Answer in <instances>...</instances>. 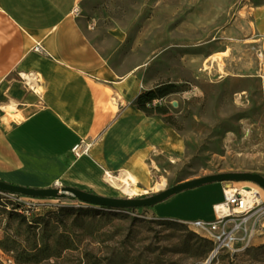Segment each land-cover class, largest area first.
Returning <instances> with one entry per match:
<instances>
[{
    "label": "rangeland",
    "instance_id": "rangeland-1",
    "mask_svg": "<svg viewBox=\"0 0 264 264\" xmlns=\"http://www.w3.org/2000/svg\"><path fill=\"white\" fill-rule=\"evenodd\" d=\"M262 5L83 0L77 7L86 36L118 72L136 70L152 88L169 82L181 90L167 97L169 113L161 116L170 118L179 145L153 151L146 170L133 173L140 190L135 197L161 192L154 189L158 180L167 189L223 172L264 176V36L254 21ZM105 181V196L127 197ZM243 185L264 192L253 182L214 183L154 207L109 209L74 196L0 191V264H206L212 241L184 221L212 220L223 188ZM259 220L263 224L264 215ZM262 232L246 250L222 251L211 264H264Z\"/></svg>",
    "mask_w": 264,
    "mask_h": 264
},
{
    "label": "crops",
    "instance_id": "crops-1",
    "mask_svg": "<svg viewBox=\"0 0 264 264\" xmlns=\"http://www.w3.org/2000/svg\"><path fill=\"white\" fill-rule=\"evenodd\" d=\"M82 1L0 0L1 181L105 195L107 172L139 175L153 151L179 145L161 116L135 104L153 86L136 70L118 72L86 36L75 16ZM254 21L264 36V5ZM13 104L21 119L7 110ZM81 140L91 148L76 157Z\"/></svg>",
    "mask_w": 264,
    "mask_h": 264
},
{
    "label": "built area",
    "instance_id": "built-area-1",
    "mask_svg": "<svg viewBox=\"0 0 264 264\" xmlns=\"http://www.w3.org/2000/svg\"><path fill=\"white\" fill-rule=\"evenodd\" d=\"M34 51L49 56L41 43L35 45ZM259 57L262 60V51H259ZM165 105L167 98H157L152 102L153 107ZM90 148L91 144L81 140L73 147V152L76 157H80L88 153ZM55 187L61 190L64 186L56 183ZM213 211L212 220L198 219L184 223L198 233H207L215 256L222 251L234 254L246 250L257 235L263 234L264 223L260 224L259 219L264 215V201H260L255 195H245L241 188L224 187L223 200L213 205Z\"/></svg>",
    "mask_w": 264,
    "mask_h": 264
},
{
    "label": "water",
    "instance_id": "water-1",
    "mask_svg": "<svg viewBox=\"0 0 264 264\" xmlns=\"http://www.w3.org/2000/svg\"><path fill=\"white\" fill-rule=\"evenodd\" d=\"M244 181L253 182L264 189V176L259 173L223 172L179 182L172 187L162 190L159 193L141 198L105 196L95 192L81 190L70 186H64L61 190L56 187L37 189L15 185L1 180L0 190L32 198H66L67 196H74L81 202L97 207H105L109 209H131L142 207H154L174 195L188 190L200 188L208 184ZM214 257L215 255L214 253H212L206 264H211Z\"/></svg>",
    "mask_w": 264,
    "mask_h": 264
},
{
    "label": "bare ground",
    "instance_id": "bare-ground-1",
    "mask_svg": "<svg viewBox=\"0 0 264 264\" xmlns=\"http://www.w3.org/2000/svg\"><path fill=\"white\" fill-rule=\"evenodd\" d=\"M26 82L31 87L36 85V81L34 78L27 76ZM9 112H13L18 119H21V114H19V110L15 104L11 105L7 108ZM105 179L116 189L122 191V193L127 197H135L138 196L140 193V190L138 188L139 180L138 178L128 170H121L120 173H113V172H107L105 175ZM165 188V182L164 181H157L155 182L154 189L156 191H161ZM243 193L245 195H255L259 200L261 201V197L263 195L262 189H260L258 186H245L243 185L241 187Z\"/></svg>",
    "mask_w": 264,
    "mask_h": 264
},
{
    "label": "trees",
    "instance_id": "trees-1",
    "mask_svg": "<svg viewBox=\"0 0 264 264\" xmlns=\"http://www.w3.org/2000/svg\"><path fill=\"white\" fill-rule=\"evenodd\" d=\"M179 91L181 90L176 84L169 82L160 83L152 89L142 91L138 96L135 104L137 108L140 111L144 112L147 116H165L166 118L169 113L167 105L153 107L152 102L157 98H167L168 96L176 94ZM165 122L171 123L170 118L165 119ZM203 241L205 242V245H207L206 243H209V241Z\"/></svg>",
    "mask_w": 264,
    "mask_h": 264
}]
</instances>
